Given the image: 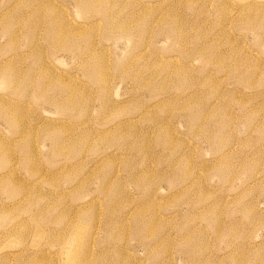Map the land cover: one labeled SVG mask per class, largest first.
<instances>
[{"label":"rangeland","instance_id":"rangeland-1","mask_svg":"<svg viewBox=\"0 0 264 264\" xmlns=\"http://www.w3.org/2000/svg\"><path fill=\"white\" fill-rule=\"evenodd\" d=\"M0 264H264V0H0Z\"/></svg>","mask_w":264,"mask_h":264}]
</instances>
